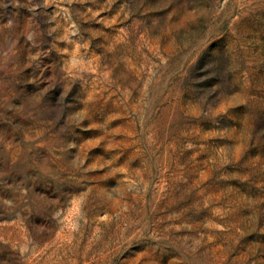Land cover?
<instances>
[{
	"label": "rangeland",
	"instance_id": "rangeland-1",
	"mask_svg": "<svg viewBox=\"0 0 264 264\" xmlns=\"http://www.w3.org/2000/svg\"><path fill=\"white\" fill-rule=\"evenodd\" d=\"M0 264H264V0H0Z\"/></svg>",
	"mask_w": 264,
	"mask_h": 264
}]
</instances>
